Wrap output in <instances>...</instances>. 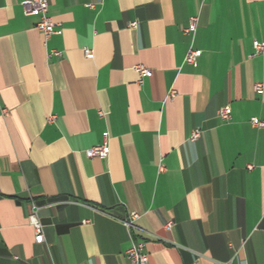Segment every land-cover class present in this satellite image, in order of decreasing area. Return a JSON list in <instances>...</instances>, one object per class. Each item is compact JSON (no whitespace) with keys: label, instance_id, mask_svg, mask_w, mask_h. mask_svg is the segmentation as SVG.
Returning a JSON list of instances; mask_svg holds the SVG:
<instances>
[{"label":"crops","instance_id":"obj_1","mask_svg":"<svg viewBox=\"0 0 264 264\" xmlns=\"http://www.w3.org/2000/svg\"><path fill=\"white\" fill-rule=\"evenodd\" d=\"M22 1L0 0V264H131L133 241L149 264H264V0H48L46 45Z\"/></svg>","mask_w":264,"mask_h":264},{"label":"built area","instance_id":"obj_2","mask_svg":"<svg viewBox=\"0 0 264 264\" xmlns=\"http://www.w3.org/2000/svg\"><path fill=\"white\" fill-rule=\"evenodd\" d=\"M24 13L28 16H35L38 17V22L36 23V29L40 31L45 39V45L48 40L57 33V24L52 20L49 16V1L48 0H24L21 3ZM94 4H89L88 7L94 8ZM138 23L133 22L129 25L130 28L135 29L137 28ZM198 28V17L191 18L189 26L184 29L183 33L186 36L194 38V35ZM255 55L264 52V41H254L253 43ZM84 56L86 58H93L94 52L89 48L83 49ZM51 55L61 56V52L52 51ZM202 51L196 50L192 46L189 48L186 57L185 63L192 65L194 64L199 57H201ZM136 72L139 75V83L142 84L146 77H150L152 75V71L143 66L137 65L135 67ZM257 90H261V86L257 87ZM178 95V92L175 89H172L169 94L170 99H175ZM103 116V113H100ZM56 117L52 116L49 118L50 122H53ZM219 118L223 122H229L232 118V110L230 107L225 106L220 109L219 111ZM251 124L253 127L258 129H264V121H260L257 118L251 119ZM201 136L200 130H195L191 136V140L195 141L199 139ZM109 134L105 132L103 134V141L101 144L94 146L88 149L85 154L88 158H98L101 160H105L109 157L110 154V144H109ZM252 169L253 167H249ZM39 206L35 203L32 204L31 212L28 216V221L30 225L34 228L35 231V242L37 244H44L45 243V234H44V225L41 222L39 216ZM140 218L138 213L132 212L128 215V217L124 220H121L120 223L125 227L130 236L133 237V233L137 228L136 222ZM173 223H168L166 228L169 229ZM127 256L130 260L131 264H149V257L148 254L144 251V244L141 242H134L132 243L131 247L127 250ZM193 264H198L197 262Z\"/></svg>","mask_w":264,"mask_h":264}]
</instances>
